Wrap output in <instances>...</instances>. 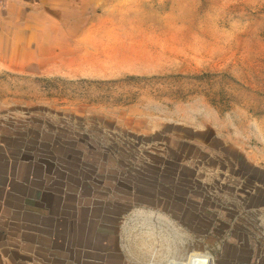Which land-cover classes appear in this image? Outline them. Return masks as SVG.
Masks as SVG:
<instances>
[{"label": "rangeland", "instance_id": "obj_1", "mask_svg": "<svg viewBox=\"0 0 264 264\" xmlns=\"http://www.w3.org/2000/svg\"><path fill=\"white\" fill-rule=\"evenodd\" d=\"M0 188L10 264H264V0H0Z\"/></svg>", "mask_w": 264, "mask_h": 264}, {"label": "bare ground", "instance_id": "obj_2", "mask_svg": "<svg viewBox=\"0 0 264 264\" xmlns=\"http://www.w3.org/2000/svg\"><path fill=\"white\" fill-rule=\"evenodd\" d=\"M166 224L169 223V221H164ZM177 228H173L172 230H176ZM158 252V237L155 236V247L153 251L150 254L149 260L146 264H209L206 257L203 256H197V255H190L186 258L185 261L182 260H167L168 253L161 252L157 255ZM166 261V262H165Z\"/></svg>", "mask_w": 264, "mask_h": 264}, {"label": "crops", "instance_id": "obj_3", "mask_svg": "<svg viewBox=\"0 0 264 264\" xmlns=\"http://www.w3.org/2000/svg\"><path fill=\"white\" fill-rule=\"evenodd\" d=\"M3 200H4V189H1L0 188V209H2L3 208V206H2V202H3ZM9 203V202H8ZM7 208H8V205H7ZM11 212L13 211V210H11V209H9ZM0 221H2L1 219H0ZM0 254H1V252H0ZM6 256H3L2 254L0 255V264H10L9 263V261L5 258Z\"/></svg>", "mask_w": 264, "mask_h": 264}]
</instances>
